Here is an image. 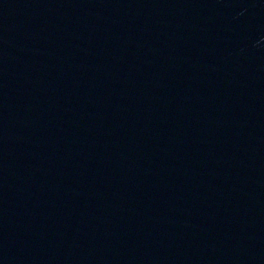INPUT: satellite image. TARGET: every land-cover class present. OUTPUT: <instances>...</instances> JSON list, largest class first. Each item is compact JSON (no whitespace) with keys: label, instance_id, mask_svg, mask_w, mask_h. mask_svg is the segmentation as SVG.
Returning a JSON list of instances; mask_svg holds the SVG:
<instances>
[{"label":"water","instance_id":"obj_1","mask_svg":"<svg viewBox=\"0 0 264 264\" xmlns=\"http://www.w3.org/2000/svg\"><path fill=\"white\" fill-rule=\"evenodd\" d=\"M0 264H264V0H0Z\"/></svg>","mask_w":264,"mask_h":264}]
</instances>
